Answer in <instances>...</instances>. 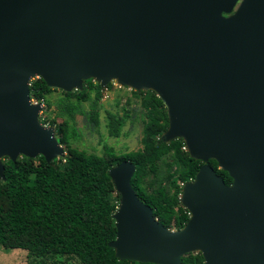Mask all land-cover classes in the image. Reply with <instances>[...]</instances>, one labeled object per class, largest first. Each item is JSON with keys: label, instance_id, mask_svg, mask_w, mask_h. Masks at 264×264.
<instances>
[{"label": "water", "instance_id": "95a60500", "mask_svg": "<svg viewBox=\"0 0 264 264\" xmlns=\"http://www.w3.org/2000/svg\"><path fill=\"white\" fill-rule=\"evenodd\" d=\"M32 78L63 92L87 78L151 89L166 109L163 140L182 138L202 163L174 232L135 196L130 162L108 170L118 261L181 264L195 251L202 264H264V0H0L1 179L3 158L63 155L37 122Z\"/></svg>", "mask_w": 264, "mask_h": 264}, {"label": "trees", "instance_id": "16d2710c", "mask_svg": "<svg viewBox=\"0 0 264 264\" xmlns=\"http://www.w3.org/2000/svg\"><path fill=\"white\" fill-rule=\"evenodd\" d=\"M84 83L85 89L61 93L52 101L49 95L54 89L47 88L40 78L30 80L29 97L41 100L45 110L55 106L53 118L41 123L54 128L58 144L66 148V157L61 168L40 156L1 160L0 247L26 250L37 257L71 256L80 264H147L118 261L107 246L115 237L112 215L116 208L110 199L114 186L108 170L122 161L130 162L134 172L129 184L137 199L150 208L162 227L180 229L188 219L178 204L180 184L192 180L202 163L191 159L179 142L158 141L167 120L161 101L153 93L140 94L144 116L141 149L114 154L107 148L108 153L97 156L69 147V139L76 136L74 116L83 114L81 103L90 101L93 105L100 94L98 83ZM105 88L111 89V85ZM86 89L94 91V100ZM88 117L97 124L95 111ZM122 123L123 118L110 115V135L117 136ZM206 164L225 185L230 184L213 160ZM180 262L202 264V258L195 253Z\"/></svg>", "mask_w": 264, "mask_h": 264}, {"label": "rangeland", "instance_id": "374dc122", "mask_svg": "<svg viewBox=\"0 0 264 264\" xmlns=\"http://www.w3.org/2000/svg\"><path fill=\"white\" fill-rule=\"evenodd\" d=\"M239 1L240 0H238V2ZM33 79L35 78H32L30 80ZM84 82H90L92 84L97 83L94 78L84 79L81 82V90L82 88L85 89L86 83ZM108 84L111 85V89H106L105 88L106 86H103L102 88L99 87L100 94L95 104L92 105L90 101L81 103L83 114H76L74 116L73 124H74V129L76 131V136L71 137L69 139V147L75 148L79 151H84L86 154H94L97 156H102L108 153L107 148L111 149L114 154H123L142 148L141 138H142L144 116H143V111L140 108V94H142L141 96H147L149 93L154 94V92L151 89L137 90L129 85L121 84L116 80H111L107 83V85ZM54 90L55 91L49 95V98L52 101L56 97L62 96L61 93H71V92L76 93L80 91L78 89L72 90L70 92H63L59 89H54ZM85 91H87L90 100L91 101L94 100V91L87 89ZM126 102H128V105H126ZM37 103H32V104H37ZM42 107H43L42 110L37 115V122L43 128H48V127L51 128L54 133V138L56 139L54 128L41 123L42 120L47 121L48 119L53 118L55 114V106L51 105L49 110H45L43 105ZM91 110L95 111L97 114L96 125H93L89 120L88 113ZM165 113H166V109H165ZM110 115L123 118V123L119 127L117 136L110 135L109 133ZM166 120H167V116H166ZM55 122L59 123L60 119H56ZM167 126H168V121H167ZM164 134L165 131L162 132L160 136H158V141H162L163 143H168L170 141H177L180 143L181 146H183L182 149L186 151L182 138L175 137L168 141H164L163 140ZM60 147L62 148L63 155L57 156L51 159L50 161L53 162L56 168H61V166L64 163V159L66 157V148L62 145H60ZM161 168L162 170L164 169V167L162 166ZM185 183L180 184V190L178 194V204L180 206L181 204L179 202V198L181 195V190ZM110 199L116 204V208H117L119 205L120 197L119 194L115 191V189L110 194ZM167 230L169 232H174L177 231L178 229H175L174 227H170ZM195 253L197 252L193 251L183 254L181 258L186 257L188 255H194ZM0 264H80V263L75 257H71V256L37 257L29 254L26 250H21V249L5 250L0 247Z\"/></svg>", "mask_w": 264, "mask_h": 264}, {"label": "built area", "instance_id": "2783aa9c", "mask_svg": "<svg viewBox=\"0 0 264 264\" xmlns=\"http://www.w3.org/2000/svg\"><path fill=\"white\" fill-rule=\"evenodd\" d=\"M30 102H32V103H37L38 102V103H40L41 106L43 105L41 100L36 102V100L30 99Z\"/></svg>", "mask_w": 264, "mask_h": 264}, {"label": "bare ground", "instance_id": "6f19581e", "mask_svg": "<svg viewBox=\"0 0 264 264\" xmlns=\"http://www.w3.org/2000/svg\"><path fill=\"white\" fill-rule=\"evenodd\" d=\"M189 217H191V216H189Z\"/></svg>", "mask_w": 264, "mask_h": 264}]
</instances>
